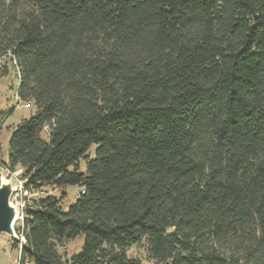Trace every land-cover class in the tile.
Instances as JSON below:
<instances>
[{
    "label": "trees",
    "instance_id": "trees-1",
    "mask_svg": "<svg viewBox=\"0 0 264 264\" xmlns=\"http://www.w3.org/2000/svg\"><path fill=\"white\" fill-rule=\"evenodd\" d=\"M9 62L22 262L264 264V0H0Z\"/></svg>",
    "mask_w": 264,
    "mask_h": 264
},
{
    "label": "rangeland",
    "instance_id": "rangeland-1",
    "mask_svg": "<svg viewBox=\"0 0 264 264\" xmlns=\"http://www.w3.org/2000/svg\"><path fill=\"white\" fill-rule=\"evenodd\" d=\"M6 67L8 68V73L6 75H0V156L5 159L8 157L9 141L13 131L23 119L29 118L35 113L34 105L24 103L17 95L19 79L18 71L14 63L9 62L6 64ZM95 149L96 146L94 145L90 150V155L93 156L95 154ZM80 170L83 172L86 171V161L84 159L80 161ZM17 171L21 176L22 169L18 168ZM3 179L11 183L15 181L14 178L9 179L6 176H3ZM66 191L69 196L67 202L74 203L79 197L81 189L78 186H68ZM60 193L61 190L59 189L46 187L42 192L36 193L35 195H60ZM12 200L15 201V199ZM82 244L83 236L80 235L59 249L64 255L68 254L71 257L81 251ZM19 250L20 247L17 248L15 246L13 237L5 233L0 234V264H17L20 255ZM129 252L130 255L139 256L145 261L146 250L144 246L133 247Z\"/></svg>",
    "mask_w": 264,
    "mask_h": 264
},
{
    "label": "built area",
    "instance_id": "built-area-1",
    "mask_svg": "<svg viewBox=\"0 0 264 264\" xmlns=\"http://www.w3.org/2000/svg\"><path fill=\"white\" fill-rule=\"evenodd\" d=\"M0 169L3 172V176L8 177L9 179L11 178L15 179V181L13 182V194L11 196V204L16 208L15 224L22 225L24 220L26 197L28 196V192L26 191L25 188L26 180L19 175V172L17 170L12 171L6 165H4L1 157H0ZM12 199H15V201H13ZM15 238L20 242L19 254H21L22 243L25 242V238L23 235H17V233L15 234ZM17 264H33V263L30 260H25L22 262L21 257L19 255V260Z\"/></svg>",
    "mask_w": 264,
    "mask_h": 264
},
{
    "label": "water",
    "instance_id": "water-1",
    "mask_svg": "<svg viewBox=\"0 0 264 264\" xmlns=\"http://www.w3.org/2000/svg\"><path fill=\"white\" fill-rule=\"evenodd\" d=\"M13 183L4 181L0 170V234L15 238L16 208L11 204Z\"/></svg>",
    "mask_w": 264,
    "mask_h": 264
}]
</instances>
